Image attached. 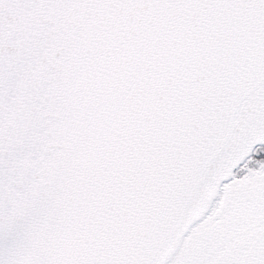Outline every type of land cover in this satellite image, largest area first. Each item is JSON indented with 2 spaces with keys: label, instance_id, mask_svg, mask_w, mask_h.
<instances>
[{
  "label": "snow or ice",
  "instance_id": "obj_1",
  "mask_svg": "<svg viewBox=\"0 0 264 264\" xmlns=\"http://www.w3.org/2000/svg\"><path fill=\"white\" fill-rule=\"evenodd\" d=\"M0 264H264V0H0Z\"/></svg>",
  "mask_w": 264,
  "mask_h": 264
}]
</instances>
